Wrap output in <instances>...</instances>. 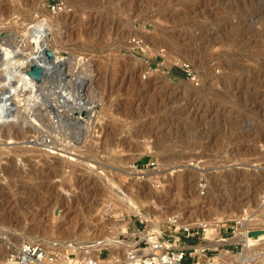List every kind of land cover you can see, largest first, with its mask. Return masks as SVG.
<instances>
[{
    "label": "rangeland",
    "instance_id": "1",
    "mask_svg": "<svg viewBox=\"0 0 264 264\" xmlns=\"http://www.w3.org/2000/svg\"><path fill=\"white\" fill-rule=\"evenodd\" d=\"M54 1L68 10L52 12ZM38 29L68 57L69 76L30 75ZM1 43L37 91L15 97L17 112L0 123V264L23 241L97 254L113 225L132 241L151 219L210 222L229 202L245 221L220 250L239 254L233 264H264V239L250 248L238 238L264 225V0H0ZM60 85L96 107L81 135L70 115L59 126L46 111L69 98ZM238 219L220 221L224 234Z\"/></svg>",
    "mask_w": 264,
    "mask_h": 264
},
{
    "label": "built area",
    "instance_id": "2",
    "mask_svg": "<svg viewBox=\"0 0 264 264\" xmlns=\"http://www.w3.org/2000/svg\"><path fill=\"white\" fill-rule=\"evenodd\" d=\"M49 7L52 12L58 14L68 10L62 1H54ZM133 42L138 45L142 43L137 39ZM149 165L154 166L155 163ZM260 208L264 211V192L260 198ZM244 221V217L235 220V225L228 227L230 231H225L226 235L223 222L217 232L209 231L211 223L208 221L188 226H177L176 221H168L166 228L161 225L160 230L139 234L138 237L134 236L132 241L120 239L118 247L102 248L98 254L90 247H73L61 251L41 242L28 240L19 243L9 252L7 259L15 264H204L213 258V252L220 255L221 247L227 246L228 241L236 236ZM196 239L200 240L198 244H195ZM213 241L219 242L216 247L209 245ZM125 244L130 245L125 247ZM196 245L201 247L195 248ZM106 249L109 251L107 255ZM227 251L232 256L235 255L232 250L226 249Z\"/></svg>",
    "mask_w": 264,
    "mask_h": 264
},
{
    "label": "bare ground",
    "instance_id": "3",
    "mask_svg": "<svg viewBox=\"0 0 264 264\" xmlns=\"http://www.w3.org/2000/svg\"><path fill=\"white\" fill-rule=\"evenodd\" d=\"M44 31L45 30H39V29L36 30V32H37V35L36 36H38V45H37V48H36L37 49L36 55H33V56H36L37 59H38V61H39L38 63H40L44 67V70L46 71V76L45 77L54 76L53 74L56 73V72L59 75H65V77L66 76H69V73H67V71L65 70V66L68 64V57H65L63 55H60L59 53H57V50H54L53 47H51L48 44H46V42L44 41L45 36H46V32H44ZM6 44H8V43H6ZM6 44H4V43H1L0 44V47L2 49V52H1L2 56H1L0 59L3 60V63L0 64V68H2L0 70V73H2V74H3V72L5 73L4 77L1 76V78H0V90L1 89L2 90L4 89L1 92V95H0V123L7 122L6 121L7 118H9L10 115L12 116V113L13 112L14 113L17 112V108L16 107H18V105L16 104V102L17 101L20 102L22 99L20 97L17 100H15V97L21 96L22 95L21 94L22 92H26V93L28 92L29 95H28V97L26 99L28 101H30L31 99H34V101H35L36 91H37V85H36L35 81H33L30 78H26L24 75H22L23 73H20L19 71H17V69L16 70H13V68L11 67V65L14 64L13 62L16 61V60L11 61V59H12L11 57H12V55L14 56L15 51H14V49L12 47L7 46ZM46 47L49 48V49H51L55 53V58H54L53 61H49L47 59L46 55L44 54V48H46ZM22 49L24 50V48H22ZM3 57H4V59H3ZM61 62H64V64H62V66H59L58 67V64L57 63H61ZM16 64H18L17 61L14 64L15 67L13 65L14 68H17L18 66H20V64H18L17 67H16ZM22 70H23V68H22ZM70 77H72V76H70ZM15 78H18L17 81H20L18 84H16V82H13V80ZM85 80H87V79H85ZM78 83L80 85H82V83H84V80L81 81V79H80V82H78ZM59 89L61 91L60 92L61 93L60 95H64V97H65L66 94H69V98L67 100H65V99L60 100L61 103H60V106L59 107H52V108H50L51 106L50 107H47L46 108V111H47V113H49V115L51 117V120L54 119V118L56 120L57 119L59 120V122H57V123H59V126L63 122L62 121L63 114H66L67 113L66 115H68V116L70 115V118L74 119V121H76V123H77L76 125H78L76 127L77 128V134L78 135L79 134L81 135L83 129H85V130L87 129L88 130L89 127H93V119L95 117H98L97 116V111H95L96 107H87L88 106V102L85 100V93H83V92L80 93L81 91H76L73 88H70L69 86H66V87L62 88V85L59 86ZM49 100H50V98H49ZM83 113H86V116H84ZM52 114H54V115L52 116ZM84 133L86 134V132H84ZM73 138L75 139V137H73ZM80 140H81V138H80ZM46 142L48 144H51L52 141L46 139ZM158 148H159V146H158ZM68 160H71V159H68ZM75 160H78V159H74V161ZM165 160H166V158H165ZM163 162H161V163H163ZM183 163H185V161ZM127 171L130 174H132V175L134 174L135 176H140L141 174L143 175V174L146 173L145 171H142L140 169L135 168L133 165ZM198 173L199 172H197V174ZM165 175L167 176V174H165ZM189 176H192V175H187V174L180 175L179 176V179L176 180V181L179 184L184 183L185 180L190 179ZM185 178H187V179H185ZM118 196H120V195H118ZM212 197H214V196H212ZM124 198H122V196H121V199L125 202V204L128 205V207H130V209H132L135 212H137L138 214H140L143 218L147 217V215L141 210L140 206H136L135 205L136 203H135V200L133 199V197H131L130 195H128V197H127V195H126V197H124ZM218 198H216V199H218ZM232 200L235 201L236 199L234 200V198H233ZM227 204H228V202H227ZM234 206H235V204L232 205L229 202V206H227V208L226 207L225 208L223 207V209H221V210H220V208H218L222 212L221 213H218V215L215 217L214 220L213 219H211L212 221L210 220L211 226H210L209 231H214L215 230V231L219 232V229H220V221L222 219L224 220L226 218H234V217H238V216L240 218H242L243 217L242 214L239 215V213H236L233 210H231ZM229 211H232V212H229ZM224 213H227V214H224ZM256 217H258V216H256ZM262 217H263V221H264V214H263ZM165 220L167 222L168 221H176V225H178V226H180L182 224L187 225V226L193 224V223L188 222L187 219H186V221H183V220L181 221L179 219H175L174 220V217L171 214L167 215V217L165 218ZM198 221H199V223L203 222V220H200V219H198ZM262 224H263V222H262ZM160 226H161V221L160 220L151 219L150 220V227H149V229L147 231H157V230H160ZM256 227L257 228H254L253 227L254 230H247L246 231L244 229V231L238 236L239 239H241L243 242H245V246H249L251 248V246L255 245L253 242L257 241L258 238H260V239L263 238L264 239V237H263L264 236V225H262L259 228H258V226H256ZM123 231L124 232L127 231L126 230V227H123V226L122 227H118V226L113 225L111 227V230H108L107 232H105V234L102 235V239L100 241H98V242H100V244L98 245V251L100 249H102V248H111V249H113L115 247H118L121 242H120V239L117 238V234L119 232H123ZM147 231L142 232L141 235L145 234ZM218 243L219 242H215V243L212 242L211 245L212 246H217ZM92 245H94V244H92ZM128 245H130V244H125L124 246L126 247ZM195 248H197V247H195ZM220 252H221L220 255H216L215 257H213L212 259H210V263L211 264H233V262H232L233 259L235 257L236 258L237 257L239 258V254L232 256L228 251L226 252V250H224V249L223 250H220ZM97 254H98V252H97ZM239 263L240 264H245L246 263V260H241ZM3 264H15V263H13L10 260H7L5 258L4 261H3Z\"/></svg>",
    "mask_w": 264,
    "mask_h": 264
},
{
    "label": "water",
    "instance_id": "4",
    "mask_svg": "<svg viewBox=\"0 0 264 264\" xmlns=\"http://www.w3.org/2000/svg\"><path fill=\"white\" fill-rule=\"evenodd\" d=\"M44 54L46 55V57L49 61H53L55 58V53L47 47L44 48ZM57 64L59 67V66H62V64H64V62L57 63ZM29 73L37 81H41L43 79V77L46 76V71L44 70V67L40 63L35 62V61L31 63ZM83 115L86 116V113H83Z\"/></svg>",
    "mask_w": 264,
    "mask_h": 264
},
{
    "label": "trees",
    "instance_id": "5",
    "mask_svg": "<svg viewBox=\"0 0 264 264\" xmlns=\"http://www.w3.org/2000/svg\"><path fill=\"white\" fill-rule=\"evenodd\" d=\"M174 72H176L177 74H181V75H185L186 74L180 68H174Z\"/></svg>",
    "mask_w": 264,
    "mask_h": 264
}]
</instances>
